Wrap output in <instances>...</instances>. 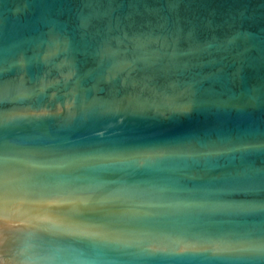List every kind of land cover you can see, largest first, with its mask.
Listing matches in <instances>:
<instances>
[{
    "label": "water",
    "instance_id": "obj_1",
    "mask_svg": "<svg viewBox=\"0 0 264 264\" xmlns=\"http://www.w3.org/2000/svg\"><path fill=\"white\" fill-rule=\"evenodd\" d=\"M262 248L264 0H0V264Z\"/></svg>",
    "mask_w": 264,
    "mask_h": 264
},
{
    "label": "snow or ice",
    "instance_id": "obj_2",
    "mask_svg": "<svg viewBox=\"0 0 264 264\" xmlns=\"http://www.w3.org/2000/svg\"><path fill=\"white\" fill-rule=\"evenodd\" d=\"M193 110H195V103H194V102L189 103V104H186V105L182 108V112H184L185 114L190 113V112L193 111ZM258 252H259V254H260V257H261V258H264V248L259 249Z\"/></svg>",
    "mask_w": 264,
    "mask_h": 264
}]
</instances>
